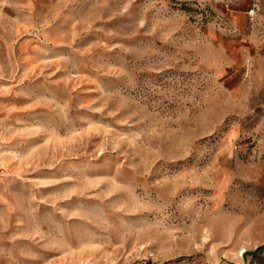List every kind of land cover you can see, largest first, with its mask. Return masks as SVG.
<instances>
[{"label":"rangeland","instance_id":"374dc122","mask_svg":"<svg viewBox=\"0 0 264 264\" xmlns=\"http://www.w3.org/2000/svg\"><path fill=\"white\" fill-rule=\"evenodd\" d=\"M250 2L0 0V264H264Z\"/></svg>","mask_w":264,"mask_h":264},{"label":"built area","instance_id":"2783aa9c","mask_svg":"<svg viewBox=\"0 0 264 264\" xmlns=\"http://www.w3.org/2000/svg\"><path fill=\"white\" fill-rule=\"evenodd\" d=\"M262 0H251L250 6L248 8L249 14H254L260 9Z\"/></svg>","mask_w":264,"mask_h":264},{"label":"trees","instance_id":"16d2710c","mask_svg":"<svg viewBox=\"0 0 264 264\" xmlns=\"http://www.w3.org/2000/svg\"><path fill=\"white\" fill-rule=\"evenodd\" d=\"M262 248H264V245H260V246L256 247L253 251H244L243 255L244 256H246L247 254L253 255V254L259 252Z\"/></svg>","mask_w":264,"mask_h":264},{"label":"crops","instance_id":"0c3cea01","mask_svg":"<svg viewBox=\"0 0 264 264\" xmlns=\"http://www.w3.org/2000/svg\"><path fill=\"white\" fill-rule=\"evenodd\" d=\"M262 2H264V0H262ZM251 3V2H250ZM250 6V5H249ZM260 8L262 9V10H264V3H262V6H260Z\"/></svg>","mask_w":264,"mask_h":264}]
</instances>
